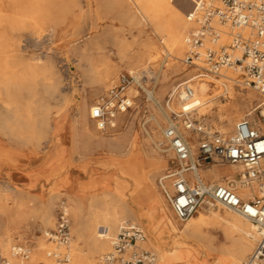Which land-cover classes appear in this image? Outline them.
I'll list each match as a JSON object with an SVG mask.
<instances>
[{
    "label": "bare ground",
    "instance_id": "obj_1",
    "mask_svg": "<svg viewBox=\"0 0 264 264\" xmlns=\"http://www.w3.org/2000/svg\"><path fill=\"white\" fill-rule=\"evenodd\" d=\"M104 1L109 6L114 2ZM122 1L123 7L118 15L127 25L128 33L132 36L131 40L126 37L110 39L111 36L103 32L97 37L90 38L85 35L84 39L73 41L77 46L75 51L78 55L75 68L81 71L83 84L93 91L92 95H96L100 87L108 88L114 82L117 68L112 64L111 57H115L129 73L139 74L138 78L141 79L143 76L139 72L141 69L145 77L153 79L160 85L168 83L171 76H179L183 73L177 63L181 61L182 64L181 56L185 50L187 51L185 32L193 27L187 18L194 11V3L197 0ZM66 4L64 0H0V129L10 136L28 134L32 137H41L49 133L53 151L52 167L62 163L66 154L65 148L60 144L61 127L54 119V116L60 115V109L54 115L50 113L49 107L51 101H58L59 105L66 106L71 100L66 98L67 94L62 89L63 74L61 76L57 66L52 64L53 60L49 54L30 56L32 57L30 62L22 64L25 61L22 53L31 43L40 44L44 36L48 38L56 36L57 27L64 21L63 10ZM54 11L59 16L53 20L50 16ZM229 34V29L223 30L220 40L222 44L230 43ZM155 38L162 45L163 52ZM108 39L112 40L110 49L106 47ZM80 44L82 45L79 46ZM62 61L66 62L67 59L64 58ZM154 65L158 67L156 72ZM193 71L191 69L185 75ZM241 77L242 73L239 69L228 68L222 70L219 79H197L193 85L194 96L191 101L180 103L179 100L174 99L173 107L169 106V109L175 112L197 110V118L204 117L202 121L205 122L207 117H210L211 122L216 125L214 131L208 127L201 129L205 133L222 136L240 120L250 119L247 116H251L255 112V107L261 102L260 99L259 103L253 104L258 94L246 86ZM224 83L226 93L221 89ZM235 87L241 89L235 90ZM246 89H251L253 92L246 93L244 91ZM70 91L76 93V90ZM129 94L135 98L133 105H136L140 92L132 86ZM146 94L149 100L156 103L152 92L146 91ZM76 101L75 122L79 131L88 142H94L96 146L107 148L110 152L123 157L121 160L115 159L110 165L116 169H123L124 173L131 176L134 187L130 196L133 203L136 205L140 203L139 200H143L148 204L150 212L148 215L143 214L140 209L131 206L126 197L115 196L111 192L99 198L87 197L86 194L73 195L75 207L73 210V205L71 206L73 210L71 213L75 219V238L72 241L70 239L67 248L58 249L61 255L67 256L66 264H98L96 258L111 251V238L117 233L119 225L124 220L142 225L143 221L147 222L145 227L147 238L140 245L143 248L145 245L154 252V264H243L245 262L259 237L257 228L252 223L231 211L229 212L232 214L222 216L218 207L208 208L205 212L200 207L186 221L187 224L179 226L155 188L156 175L162 170L165 159L159 157L151 160L143 153H139L135 142L128 138V122L123 121L124 114L117 116L114 121V129L124 128L123 134L119 137L112 133L97 135L89 124L90 110L97 100L89 103L85 93ZM250 105H252L250 112L243 115L241 109H247ZM152 127L159 128L164 134L165 130L162 129V123L156 115L152 116ZM177 128L195 152L192 141L196 142V136L200 134L196 131L192 133L184 127L181 129L177 126ZM150 138L156 149L163 152L162 148L165 147L166 140L161 139L157 134ZM164 152L168 153L170 150ZM87 157L88 154L85 153L79 159L86 161ZM31 164L30 162L28 166ZM261 165L264 166V160L261 161ZM242 171L243 168L240 166H230V168L215 166L207 170L201 169L199 175L206 180L211 174V182H222L234 180V177ZM2 191L4 194L0 196V200L4 201H8L9 196L19 192L9 183L3 185ZM240 193L246 196L261 194L256 185L241 188ZM12 203H15L13 199ZM157 210L166 216V222L159 217ZM9 211L5 206L0 207V214L5 218L0 225V254L7 257L11 264H26L24 261L27 259L32 264L50 262L48 254L56 251L57 248L53 249L54 243L48 238H38L33 250L29 249L27 259L19 258L11 252L14 246L10 245L12 236L18 230L21 215ZM40 212L39 229L48 236L44 230L53 225L52 208L50 205L43 206ZM214 229L221 230L229 244L217 247L215 238L207 233ZM163 236L172 240L171 248L168 250L162 249ZM79 241L83 242L85 249L80 248Z\"/></svg>",
    "mask_w": 264,
    "mask_h": 264
},
{
    "label": "built area",
    "instance_id": "obj_2",
    "mask_svg": "<svg viewBox=\"0 0 264 264\" xmlns=\"http://www.w3.org/2000/svg\"><path fill=\"white\" fill-rule=\"evenodd\" d=\"M188 21L193 28L185 38L187 51L182 64L194 70L186 80L177 84L168 97L166 107L170 124L164 139L173 158V167L159 178V189L173 215L186 222L200 207H219L233 212L252 223L259 239L243 264H264V0H197ZM224 29H229V44L220 42ZM208 43L210 46H208ZM239 69L244 84L258 94L261 102L255 107L257 118L242 119L233 132L224 137L205 133L202 123L194 119L197 110L175 112L169 109L172 100L191 101L197 79H219L224 69ZM121 73L116 82L99 96L90 110V119L99 132L114 129V121L126 114L134 104L129 94L132 86L143 90L144 72ZM140 83V85L138 84ZM221 89L226 93L225 83ZM201 136L195 152L182 137L178 125ZM229 165L243 168L238 181L211 182L199 175L208 165ZM258 186L259 196H246L241 188ZM57 247L69 245L70 216L63 202L58 207L54 229L48 234ZM146 239L141 226L122 222L111 238V251L102 255L98 264H154L151 250L141 247ZM11 252L27 259L29 247L17 244ZM52 263L68 262L59 250L48 254ZM0 264H11L0 254Z\"/></svg>",
    "mask_w": 264,
    "mask_h": 264
},
{
    "label": "rangeland",
    "instance_id": "obj_3",
    "mask_svg": "<svg viewBox=\"0 0 264 264\" xmlns=\"http://www.w3.org/2000/svg\"><path fill=\"white\" fill-rule=\"evenodd\" d=\"M112 1H114L113 4L109 6L104 0H64V3H67V7L65 6L63 10L64 21L57 27L58 31L56 36L53 38L44 36L43 38H41L40 44L35 45L33 42L30 45H27V48L24 49V52L22 53L24 58L23 60H25L24 62H22V64L30 62L32 57L49 54V56H51L53 60L51 61L52 64L57 66L56 68H58L61 76L63 74L62 89H64V93L67 94L66 98L70 99L71 102H69L66 106H62L59 105L58 101H51L49 107L50 113L53 114L60 109V115L54 116V119L61 127V131L59 134L61 138L60 144L65 148L66 154L65 160L53 167L51 166V158L53 155V151L51 150L52 141L50 139L49 133L44 134L41 137H32L28 134H24L22 136H10L8 134H5V132L0 129V196H3L4 193L2 191V188L3 185L7 183L16 187L19 191L18 193L9 196L8 201L0 200V207L5 206L8 210H10L9 212L18 213L21 215V221L18 225V230L13 234L10 245H27L29 249L33 250L35 242L38 238L43 237L50 240L49 237L45 236L43 234V231L39 229V218L41 216L40 211L42 210L43 206L48 207L50 205V207L52 208L53 225L51 227H47L44 230L49 234L54 229L58 207L61 202H63L67 207V212L70 216V231L72 241V239L75 238L74 229L76 228L74 223L75 219L73 217V213H71L75 207V202L72 199L73 195L79 196L80 194L82 196H85L86 194L87 197L91 196L94 198H99L111 192L115 196L126 197L128 203L131 206H134L136 209H140L143 214L148 215L150 212L148 204L143 200H139L140 203H137L136 205L135 203H133L132 196H130L131 191L134 187L131 176L128 173H124L123 169H116V167L113 168L110 165L111 162L115 159L121 160L123 157H119L115 153L110 152L107 148H100L96 146L94 142H88L85 139L84 135L79 131L78 125L75 122L77 108L76 99L80 95L86 93L88 96V102H95L100 95H102L110 86H112L116 82L119 74L129 73L123 66L119 64L118 60L115 57H111L112 64L117 68L116 76L113 80L114 82L110 86H108V88L104 86L100 87L96 95H92L93 91H91L88 86H85L83 84L81 71L75 68V60L78 55L75 51L77 46L74 44V40L80 38L82 40L84 39L85 35H88V37L90 38H93L95 36L97 37L100 36L103 32H107L109 34V37L111 36L110 39H123L124 37H126L128 38V40H131L132 36L128 33L127 25L123 20H121L118 15L123 7V1ZM66 12L68 14H66ZM57 16L59 15L56 14V11H54V13L50 17L54 20ZM192 28L193 27L188 28L185 32V35H188L189 31ZM110 39H108L109 41L106 42V47L108 49L112 48V40ZM83 42L85 43V41ZM156 42L163 52L164 49L162 48V45L159 44V41L157 39ZM81 45L82 44H80L79 46ZM185 52L186 50L183 52L181 60L184 59ZM161 55H163V53H161ZM64 58L67 59L66 62L62 61ZM177 64L179 68L182 69L183 73L179 76H171V79L168 83L160 85L159 83H155L153 79L146 77L145 83H141L143 90L138 86H134L140 92V95L137 99V104L133 105V107L122 116L123 121L128 122V138L130 141L135 142L139 153H143L146 158H149L151 160H156L159 157L160 159H165V164L163 165L162 170L156 175L155 188L161 200L164 201L167 207L168 205L159 189L158 180L165 174L167 170L171 169L174 166L173 158L171 152H164L168 149L167 142L164 143L165 147L162 148L163 152L158 151L150 137H153L154 134H157L161 139H164V134L162 133V131L159 128L155 129L154 127H152V116L156 115L158 117V119L162 123V129L165 130L169 126L170 112L167 110L166 101L168 100V97L174 87L180 82L186 80L187 77L191 74L190 73L189 75H185L191 69H188L185 66L183 67L181 61H178ZM157 68L158 67L154 65V72L157 71ZM186 69L187 71L185 72ZM139 72H142V70L140 69ZM85 89L86 92H84ZM239 89H241V87H235V90ZM70 90H76V93H73ZM146 91H150L153 93L157 104L147 98ZM244 91L246 93L253 92L251 89H246ZM256 97L257 99L256 101H254V105L256 103H259L260 100L258 96ZM170 106L173 107L172 102L170 103ZM251 108L252 105H250L247 109H241L242 114L246 115L248 112H250ZM213 112H215V109H213ZM197 117L198 116L195 115L194 119L202 123L204 128L208 127L209 129H211V131L215 130L216 125L215 123L211 122L210 117H207V121L205 122L202 121L204 117H201V120ZM247 117H250V119H256V111L251 116L248 115ZM89 124L99 136L112 133L116 137H119L124 133V128L111 129L106 133L98 132L96 131L97 129H95L96 127L91 119L89 120ZM52 125L53 122L51 123V126ZM178 127L182 129L183 125L180 124L178 125ZM233 129L234 126H231L222 136L226 137L230 135L233 132ZM201 136L202 135L196 136V142L192 141V144L195 145V151L197 149L198 142ZM85 153L88 154L87 160L85 161L79 159L80 156ZM30 162L32 164L28 166ZM215 166L230 168L229 165L218 166V164H211L208 165L206 169L202 170H207ZM210 177L211 174L208 175L206 180L210 181ZM234 180L238 181V175L234 177ZM122 184H124V186ZM12 199L13 201H15L14 204L12 203ZM71 206L73 207V210ZM201 210L205 212L208 210V208L202 206ZM218 210L222 216L232 214L231 212L219 207ZM170 212L179 226L187 224V222H179L173 215L171 209ZM157 214H159V217L164 222L167 221L166 216L160 213L159 210H157ZM3 220H5V218L0 214V225L3 223ZM146 224V221H143V225L140 224L144 229L145 235ZM207 233L210 237L215 238L213 239L217 247L229 244V241L224 238L221 230H209ZM163 238L164 239L161 241L162 249H170L172 244L171 238L168 239L167 236H163ZM78 244L80 248L84 247L82 241H79ZM54 247L57 249L62 248L55 246V243L53 245V249ZM144 247L148 250H151L145 245ZM99 258V256L96 258L97 261L99 260ZM28 260L29 259L24 262H26V264H32L29 263L30 260L29 262ZM42 264L53 263L52 261H48L47 263Z\"/></svg>",
    "mask_w": 264,
    "mask_h": 264
},
{
    "label": "crops",
    "instance_id": "obj_4",
    "mask_svg": "<svg viewBox=\"0 0 264 264\" xmlns=\"http://www.w3.org/2000/svg\"><path fill=\"white\" fill-rule=\"evenodd\" d=\"M92 121V120H91ZM93 122V121H92ZM94 123V122H93ZM95 125V124H94ZM98 131V130H97ZM99 132V131H98ZM129 221V220H128ZM130 222H133V221H130ZM133 223H136V224H138L139 226H141L139 223H137V222H133ZM142 227V226H141ZM143 229V228H142ZM144 230V229H143ZM25 246H27V245H25Z\"/></svg>",
    "mask_w": 264,
    "mask_h": 264
}]
</instances>
